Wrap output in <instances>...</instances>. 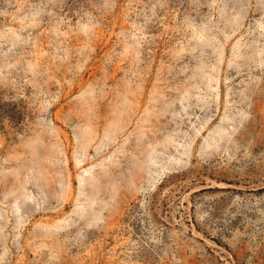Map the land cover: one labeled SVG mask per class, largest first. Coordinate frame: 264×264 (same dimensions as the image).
I'll list each match as a JSON object with an SVG mask.
<instances>
[{
	"label": "rangeland",
	"instance_id": "1",
	"mask_svg": "<svg viewBox=\"0 0 264 264\" xmlns=\"http://www.w3.org/2000/svg\"><path fill=\"white\" fill-rule=\"evenodd\" d=\"M0 264H264V0H0Z\"/></svg>",
	"mask_w": 264,
	"mask_h": 264
}]
</instances>
